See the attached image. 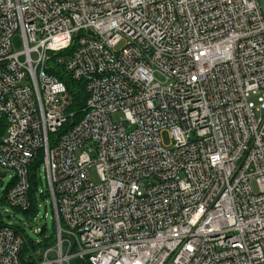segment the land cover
I'll return each instance as SVG.
<instances>
[{
	"label": "built area",
	"instance_id": "obj_1",
	"mask_svg": "<svg viewBox=\"0 0 264 264\" xmlns=\"http://www.w3.org/2000/svg\"><path fill=\"white\" fill-rule=\"evenodd\" d=\"M0 166V264H264V0H0Z\"/></svg>",
	"mask_w": 264,
	"mask_h": 264
},
{
	"label": "trees",
	"instance_id": "obj_2",
	"mask_svg": "<svg viewBox=\"0 0 264 264\" xmlns=\"http://www.w3.org/2000/svg\"><path fill=\"white\" fill-rule=\"evenodd\" d=\"M61 79H63L68 87V90L72 96V104L69 108V112L74 113V119L72 121L77 122L83 114V108L85 107L86 102V93L85 88L82 81H76L74 80L71 75L63 72V71H54ZM37 164H34L33 168L30 172V181H31V190H30V198H31V207L29 210H27L25 215L32 214L35 215L38 211L37 207V188H38V177H37V171H38ZM38 244H35V240L30 238L28 240V243L24 245L22 253L25 254L26 252H29L30 250L34 248H38Z\"/></svg>",
	"mask_w": 264,
	"mask_h": 264
},
{
	"label": "rangeland",
	"instance_id": "obj_3",
	"mask_svg": "<svg viewBox=\"0 0 264 264\" xmlns=\"http://www.w3.org/2000/svg\"><path fill=\"white\" fill-rule=\"evenodd\" d=\"M120 117H121V114H117L115 116V118H120ZM164 138H165L166 143H169L170 140H169L167 133L164 134ZM44 169H45L44 163H40V170L42 171V175H40L38 178V187L43 188L44 190H47V181H46V174H45ZM4 173H7V177L4 179L3 188L8 186L11 183L12 176L14 175L15 171L13 169H7V168L0 166V174H4ZM91 174H92L93 180L95 182H98L99 177H98V174H97V171L95 168L91 169ZM40 179L42 180V183L40 182ZM254 189L255 190L257 189L255 182H254ZM2 192L3 191L1 189V193ZM39 212H40L39 213V219H30V222L26 227L27 234L33 240H35L37 238V235L35 234V232L33 230L34 227L43 226L44 223L47 224V228L49 229V231H53L54 227H55V222H54V218H53L54 217V211H53V207L51 205L49 197L42 199ZM46 213H47V217H46V219H44L43 216ZM17 219L21 220L20 222H22V224H23L24 220H25V216L22 214H17ZM13 221H16V219L14 218Z\"/></svg>",
	"mask_w": 264,
	"mask_h": 264
}]
</instances>
